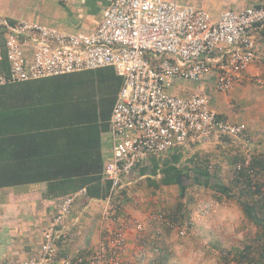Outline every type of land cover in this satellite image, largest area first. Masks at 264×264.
I'll return each instance as SVG.
<instances>
[{"label":"built area","instance_id":"obj_1","mask_svg":"<svg viewBox=\"0 0 264 264\" xmlns=\"http://www.w3.org/2000/svg\"><path fill=\"white\" fill-rule=\"evenodd\" d=\"M263 27L264 2L225 10L214 19L201 7L174 0H111L89 33L65 32L32 20L13 25L0 20L7 62L0 85L108 66L122 81L110 113L111 153L101 178L109 186L101 200L100 219L113 223L104 226L93 250L66 258L64 264H122L130 227L138 241L134 260L139 264L146 260L145 225L132 217L115 220L122 207L124 175L148 154L186 146L193 138L239 137L246 130L245 123L220 117L205 95H177L167 85L174 78L198 81L213 70L216 91L233 89L254 59L257 33ZM252 80L264 86V77ZM251 160V152L245 151L235 169L246 172L253 189L264 191V179L260 180L264 171L256 173ZM84 194L81 188L60 199L35 258L0 264H49L56 252V227L76 197ZM211 210V203L201 202L196 216ZM149 218L185 234V227L164 211L152 212ZM192 222L194 218L188 220ZM150 247L153 254L159 253L160 246Z\"/></svg>","mask_w":264,"mask_h":264},{"label":"crops","instance_id":"obj_2","mask_svg":"<svg viewBox=\"0 0 264 264\" xmlns=\"http://www.w3.org/2000/svg\"><path fill=\"white\" fill-rule=\"evenodd\" d=\"M111 0H0V20L10 25L21 20L37 21L43 25L51 26L44 22L46 18L56 20L65 19L64 28H57L65 32L89 33L93 31L101 21L103 9ZM182 4L201 7L207 10L212 18L216 19L225 10H236L250 5H260L264 0H174ZM44 10L49 14L43 15ZM96 13L97 18L91 17L90 12ZM88 18L87 23L83 19ZM45 23V24H44ZM68 28V29H65ZM259 37V39H258ZM264 27L258 30L254 59L243 72L239 83L226 93L215 89V71L203 75L198 81H185L174 78L167 85V90L175 94L200 93L207 97L208 105L215 110L220 117L230 122H242L246 124L245 132L236 138L243 141L244 146L264 151V89L252 83L254 76H264ZM7 62L3 46V32L0 30V73L6 72ZM177 81L186 82L185 85L172 86ZM169 87L172 90H169ZM197 91V92H195ZM80 143L77 148L68 155H59L63 161H59L57 168L62 171H88L103 164L109 158L110 139L108 130L92 131L86 135L76 136ZM215 141V142H214ZM217 140L193 138L183 147H174L162 152H154L143 157L136 166L124 175V189L122 207L115 220L132 217L134 221H140L145 225L147 233V245H145L146 260L143 263L155 264V254L151 245L162 246L167 238L160 236L163 227L150 220L152 212L164 211L168 205H175V185H162L160 183V170L174 165L184 168L185 159L197 149L209 150ZM245 149V148H244ZM242 151H250L246 149ZM251 152V151H250ZM252 153V152H251ZM264 159V158H262ZM187 166V165H186ZM150 177L152 180H147ZM203 187L216 191L211 187L213 182L204 179ZM62 187L63 185H57ZM81 188H85L82 186ZM166 191V192H165ZM218 192V191H216ZM57 193H60L59 190ZM217 198H212V212L207 218L201 219L196 215L194 221L202 223L195 225L200 233H215L216 231L230 230L246 220V229H253L252 234L259 232L256 223L244 216L240 204L232 197H226L218 193ZM223 194V195H221ZM61 196L50 195L47 192V183H24L0 188V261L29 260L38 255L43 239V232L56 211V206ZM230 199H234L232 201ZM102 198L88 196L87 194L76 197L71 206L70 213L56 227V252L49 264H64L66 258L93 250L101 235L104 226H111L113 221L103 224L100 219ZM165 212V211H164ZM192 218V219H193ZM190 222V221H189ZM193 226V225H192ZM193 226V227H195ZM211 231V232H210ZM126 252L122 264H139L134 260V253L138 249V241L133 227L126 232ZM210 244V243H209ZM208 244V245H209ZM148 263V264H149Z\"/></svg>","mask_w":264,"mask_h":264},{"label":"trees","instance_id":"obj_3","mask_svg":"<svg viewBox=\"0 0 264 264\" xmlns=\"http://www.w3.org/2000/svg\"><path fill=\"white\" fill-rule=\"evenodd\" d=\"M121 82L115 69L108 66L0 85V188L45 182L50 195L63 198L84 186L88 196L105 197L109 185L101 179L102 164L88 171L57 168L62 156L72 153L80 144L76 136L109 130L110 113ZM242 157L233 159L229 185L207 171V159L201 165L194 162L186 168H162L160 183L181 184L184 178L187 185L192 171L195 184L208 179L213 181L208 182L216 191L234 197L244 216L260 230L242 249L228 250L226 254H232L237 264H264V191L253 189L246 172L235 169ZM251 164L256 173L264 171V159L259 156L252 155ZM185 184L178 192L180 200L175 208L165 212L177 220L189 213L187 203L191 197L187 198Z\"/></svg>","mask_w":264,"mask_h":264},{"label":"rangeland","instance_id":"obj_4","mask_svg":"<svg viewBox=\"0 0 264 264\" xmlns=\"http://www.w3.org/2000/svg\"><path fill=\"white\" fill-rule=\"evenodd\" d=\"M43 12V15H41L42 17H44V15H47L46 17H48L49 14L51 15L48 10H44ZM91 17L97 18L94 11L90 12L89 19ZM87 20L88 18H84L83 23H87ZM65 21V19L60 20L59 18H56V20H53L48 17L44 22L61 29L66 26L64 25ZM260 39L264 38L261 37ZM252 83L256 86H259L253 81ZM185 84L186 82L177 81L175 84L171 85V88H173L174 86H181ZM171 88L169 87V90H172ZM259 88H262L261 90H263L264 86H259ZM192 93L194 92H191L190 94ZM177 95L183 94L178 93ZM210 139L217 140L219 142L214 143V145L209 150H195L193 154L185 159L186 165L188 166L190 163L194 162H197V164L199 163L201 165L204 163L205 159H207V171L211 175L219 178L220 182L224 183L225 185H229L230 183L234 157H241V155H243L242 151L244 148V150L249 149L252 152L253 156L264 158L263 150L252 149L250 148V146L245 147L243 141L240 139L230 138L229 136L225 135L219 137H211ZM186 165L185 168L187 167ZM188 177L189 179H187V185L185 184L186 180L184 178L182 179V185L185 184V187H187L185 189L187 198L191 197L190 202L187 203V209L189 213L187 217L179 220L175 219L180 225L185 227V234L179 235L175 230L167 229L164 226L160 227V229L163 228L160 231V236H162L163 238L165 237L166 240V237L169 235V237L167 238V242L169 244L167 245V243L164 242L160 247V254H158L157 256L154 255L155 259L158 260L155 264H237V261L233 258L234 256L232 254L227 255L226 252L228 250L235 252L238 249H242V247L248 242L252 241L255 233L252 234L253 229L251 227L249 229H246L245 224L249 223V221L246 220L243 223L241 222L240 224H238V226H235L228 231H216L215 233H212L210 231L211 233L207 234L203 232L200 233V229H198L195 225H199L202 222L199 220H195L194 222H192V224H190L188 223V220L192 219L196 215L197 206L201 202L207 201L210 203L213 200L212 198H217L219 196V192H211V190L203 187L201 184L205 181L204 179H201L202 181H199L201 183L195 184L192 177H196V175L192 171L189 172ZM191 182L194 184L189 185V183ZM180 188V185H175V194L165 191L167 195L171 194L169 196L170 198L175 195V205L180 200L178 197ZM230 200L235 201L234 199ZM175 205H171L169 207L168 205H166L167 208L164 211L167 213L168 211L174 209ZM212 211L213 210H211L210 213ZM206 218L207 215L201 216V219L205 220ZM192 225L195 227H193ZM151 259L149 260V262L151 261ZM148 263L146 262L145 264Z\"/></svg>","mask_w":264,"mask_h":264}]
</instances>
